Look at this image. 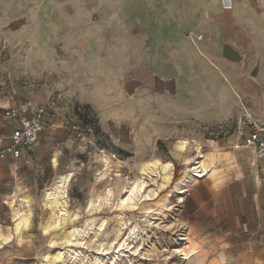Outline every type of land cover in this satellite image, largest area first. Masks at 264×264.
I'll return each mask as SVG.
<instances>
[{
  "label": "rangeland",
  "instance_id": "obj_1",
  "mask_svg": "<svg viewBox=\"0 0 264 264\" xmlns=\"http://www.w3.org/2000/svg\"><path fill=\"white\" fill-rule=\"evenodd\" d=\"M232 1L233 7L237 0ZM247 1L258 2L264 10V0ZM208 2L211 10L203 8ZM216 4L225 18L232 11L223 0H0V94L48 107L70 124L82 123L94 141L88 143L90 154L77 188H72L71 176L67 209L60 218V209H49L45 199L59 177L38 190L29 178L24 183L34 188L33 196L31 189L19 188L6 198L10 208L0 209V264H218L210 260L217 257L219 247L209 246L206 238L214 239L219 230L192 229L200 224L216 226L212 216L200 211L207 206L194 200L197 185L215 178L217 167L226 162L236 165L231 159L242 154L243 159L252 157L243 147L249 128L242 104L211 53H204ZM113 56L118 59L112 62ZM125 64L130 71L147 66L161 78L158 108L153 94H148L151 89L137 92L129 81L128 100L122 105L127 104L131 116L120 124L122 133L112 126L109 134L98 138L96 112L89 111L90 123L82 119L84 99L103 105L115 100L120 106L124 88L117 85L105 93L111 81L105 71ZM158 140L167 153L158 148ZM155 160L173 163L166 185L160 169L145 170ZM196 161H201L200 172L193 167ZM255 175L263 194L253 196L254 186L241 181L239 209L242 220L256 213L264 225V180L257 171ZM133 182L145 183V188L134 201L120 205ZM206 196L203 191V199ZM25 200L28 205H19ZM15 206L30 217L22 240ZM135 225L143 237L118 256V244ZM261 225L247 226L242 237L257 233L263 238ZM4 235L11 241H4ZM174 245L194 247L198 253L184 260L181 252L172 251Z\"/></svg>",
  "mask_w": 264,
  "mask_h": 264
},
{
  "label": "crops",
  "instance_id": "obj_2",
  "mask_svg": "<svg viewBox=\"0 0 264 264\" xmlns=\"http://www.w3.org/2000/svg\"><path fill=\"white\" fill-rule=\"evenodd\" d=\"M196 4L190 6L193 7ZM209 4L211 3L208 2L205 7L203 4L200 6L209 10ZM217 5L213 7L214 10L216 9V20L211 29L205 33L207 43L204 53H211L223 76L230 81L234 93L242 104L243 116L245 113H251L258 122L264 125V10L258 7V2L253 5L247 0H237L232 11L225 18L223 17L225 11L218 13L220 7ZM116 59L118 57L113 56L111 61ZM119 59L121 63H125V58L121 56ZM105 74L109 75L111 79L110 84L104 89L105 93L109 92V88L114 90L117 85H120L121 90L124 88L122 91L125 93H123L124 97L121 95L123 100L120 102V106L115 100L103 105L94 99H84V104L89 106V110L96 112L99 118L98 124L101 127L97 132L98 138H101L100 134L105 136L109 134L112 126H114L115 132L121 134L122 126L120 124L124 118L131 116L127 104L122 105L128 100L127 82L131 81L135 84V89L138 88L137 92L151 89L148 94H153L152 102L154 105L155 102L157 103L155 107L159 105L163 94L161 78L147 66H138L130 71L127 64L119 70L111 65ZM171 83L169 82V85ZM39 106L41 105L22 104L17 102L13 96L0 94V150L9 143L13 129L16 127L14 120L4 116L5 110L18 108L22 112L29 113L35 111ZM46 110L47 127L38 142L31 148L22 149L19 157L7 155L6 158L0 160V209L10 208L6 198L16 193L19 188L26 191L31 189L33 196L34 188L24 183L29 178L35 181V189L38 190L45 188L61 174L72 171L74 184L72 188H77L78 175L83 170L90 154L88 143L86 140L79 139L66 127L70 125L69 122L56 117L54 111L48 107ZM76 124L85 132L82 123ZM51 125H55L57 129H53ZM86 136L87 139L93 141L90 136L87 134ZM120 148L126 150L123 145H120ZM243 155L245 154L241 156ZM241 156L229 161L232 163L235 161L236 165L226 162L217 167L215 178L200 181L194 195V200L199 201L201 207L207 206V209H200V211L212 216V222L216 226L200 224L193 225L192 229L219 230L215 233L214 239L206 238L209 246L219 247L217 257L210 260H216L215 262L218 264H264V233L261 235L263 238H258L257 233L252 238L242 237V232L247 226L251 227L257 223L261 225L259 223L261 221H257L256 213H252L250 220H242L239 209L242 192L241 181L248 180L254 186L253 196L263 194L259 185L261 183L256 178L255 172L257 171L259 178L261 175L263 176L264 161H258L253 157L243 159ZM227 157L228 155H225V159ZM251 166L253 169H250L251 173H248ZM95 185H98V182H95ZM203 191L207 195L204 199ZM245 192L247 193V191ZM252 220L253 223H251ZM261 226L263 229L264 225ZM201 242V245L205 244V242Z\"/></svg>",
  "mask_w": 264,
  "mask_h": 264
},
{
  "label": "built area",
  "instance_id": "obj_3",
  "mask_svg": "<svg viewBox=\"0 0 264 264\" xmlns=\"http://www.w3.org/2000/svg\"><path fill=\"white\" fill-rule=\"evenodd\" d=\"M225 5L229 2L228 8L232 7V0H223ZM47 110L44 106H39L33 112H22L18 108H8L4 112V116L16 122L9 143L0 150V160L6 158L7 155L19 157L22 149L33 147L39 140L42 132L47 127L46 123ZM245 122L248 125L249 132L244 140L243 147L254 159L264 161V125L258 122L251 113H245ZM53 129H57L55 125H51ZM79 139L86 140L87 143L94 144V141L87 139V136L78 124H70L66 126ZM1 145V142H0ZM240 144L237 145L239 147ZM264 180V174L262 176Z\"/></svg>",
  "mask_w": 264,
  "mask_h": 264
},
{
  "label": "bare ground",
  "instance_id": "obj_4",
  "mask_svg": "<svg viewBox=\"0 0 264 264\" xmlns=\"http://www.w3.org/2000/svg\"><path fill=\"white\" fill-rule=\"evenodd\" d=\"M226 4H227L226 8H228L229 7L228 4H230V3L227 2ZM186 143L187 142H182L180 144V147L183 149L186 146ZM190 160H191L190 158L187 159V163L188 164L192 162ZM194 164H195V166H193L194 169L196 171L200 172L198 168L202 166V165H200L201 161H198V162L196 161ZM197 164H199V165H197ZM151 169H154V170L155 169L156 170L160 169L161 170V172L163 173V184L164 185H166V184H168L170 182V180L172 178V174H173V163L171 161H168L166 163L160 162L158 160L151 161V162L147 163V166H146L145 170H147L146 172H148ZM72 175H73L72 171H68V172H66L64 174H61L59 176L58 180L51 187H49L47 189V191H46V198H45L46 199V205H47V207L49 209H55V208L60 209L58 218H60V212H61V214H65L66 209H67V201H66V199H67V196H68L67 193H68L69 182H70V179H71ZM195 175L199 176L200 174L197 173ZM144 184L145 183L141 184L139 182H133L132 185L128 186V188L126 189V192H125L126 194H125V196H123L120 205H123L128 200L134 201L136 199V197H137L138 192L143 189ZM111 196H112V192H111V190H109V195H108V197L105 198V201H106L107 204L110 203ZM22 204L28 205L29 202L27 200H25V201H22L19 205H22ZM89 204L93 206V205H95V202H89ZM13 209H14L13 210V214H14V217H15L14 220L16 221V229H18V239L22 240L23 234H24V230L27 227V225H29L28 223L30 222V220H29L30 217L27 216L26 214H24V212L18 210L19 207H17V206L13 207ZM15 209H17V210H15ZM160 212H162V211H160ZM58 221L59 222L57 224L59 226L60 225V220H58ZM123 224H125V222H123ZM0 236H1V234H0ZM142 237L143 236L140 235V233H139V225L133 226L132 228H130V235H128V237L124 238L122 240V242H120L118 244V246H117L118 249L116 251V254L118 256L122 255L125 252L124 251L125 247L129 248L130 245H131V242L132 243H134V241L137 242ZM3 238H4L3 239L4 241H8V242L11 241V236H9V235H7V236L4 235ZM53 242L55 243L56 241L53 240ZM0 245H1V243H0ZM155 246H153V247H155ZM185 247H187V246H185ZM153 250H155V249H153ZM148 251H152V249H149ZM172 251L181 252L183 254V259L184 260H190L194 255H196L198 253V250H196V248L192 247V249H190V246H188L187 249H184V248H182V245H177V246L174 245V248L172 249ZM119 253H121V254H119Z\"/></svg>",
  "mask_w": 264,
  "mask_h": 264
},
{
  "label": "trees",
  "instance_id": "obj_5",
  "mask_svg": "<svg viewBox=\"0 0 264 264\" xmlns=\"http://www.w3.org/2000/svg\"><path fill=\"white\" fill-rule=\"evenodd\" d=\"M84 109H85V110H84V113H81L82 119H83V121H84L85 123H90L92 119H90L91 117H90V115H89V111H90V110H89V106H85ZM101 144H103V142H101ZM157 145H158V148H159L160 150H162V151H164V152L167 153V150H166V148H165V144H164L163 141L158 140ZM126 154H127L128 156L130 155V153H126ZM177 176H178V171L176 170L175 178H177Z\"/></svg>",
  "mask_w": 264,
  "mask_h": 264
}]
</instances>
